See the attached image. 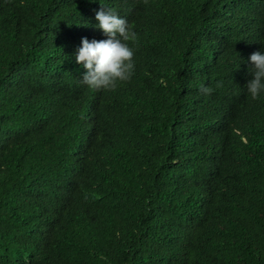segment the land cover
Wrapping results in <instances>:
<instances>
[{
	"label": "trees",
	"instance_id": "obj_1",
	"mask_svg": "<svg viewBox=\"0 0 264 264\" xmlns=\"http://www.w3.org/2000/svg\"><path fill=\"white\" fill-rule=\"evenodd\" d=\"M102 6L115 90L75 62ZM258 50L264 0H0V264H264Z\"/></svg>",
	"mask_w": 264,
	"mask_h": 264
},
{
	"label": "clouds",
	"instance_id": "obj_2",
	"mask_svg": "<svg viewBox=\"0 0 264 264\" xmlns=\"http://www.w3.org/2000/svg\"><path fill=\"white\" fill-rule=\"evenodd\" d=\"M95 19L98 22L95 27L106 39L89 41L82 38L75 53V62L85 70L82 84L92 90H115L119 83L128 81L134 73V49L130 43L137 40V33L114 9L102 6ZM249 61L252 78L245 86L250 97L258 99L264 94V50L252 53ZM201 90L205 94L212 91L206 86Z\"/></svg>",
	"mask_w": 264,
	"mask_h": 264
}]
</instances>
